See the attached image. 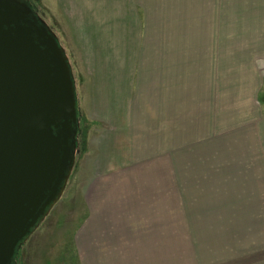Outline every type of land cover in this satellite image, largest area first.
<instances>
[{
	"label": "rangeland",
	"instance_id": "374dc122",
	"mask_svg": "<svg viewBox=\"0 0 264 264\" xmlns=\"http://www.w3.org/2000/svg\"><path fill=\"white\" fill-rule=\"evenodd\" d=\"M29 1L56 33L73 68L80 130L67 187L22 243L14 264H250L251 241L264 240V153L227 141L226 151L212 146L207 155L205 147L195 151L194 160L190 153L188 161L185 151L139 145L144 140H135L140 127H128L131 135L126 136L122 127L94 119L83 92L89 80L61 10L55 0ZM203 1L194 0L195 10ZM227 1L228 68L243 64V72H236L243 81L240 88L232 84L229 89L234 74L228 70V93L240 95L236 105L243 109L234 110L235 95L230 94L227 107L234 114L227 113V129L243 130L256 125L259 115L246 105L254 101L251 85L264 77V0ZM190 9L180 11V21ZM201 14L199 8L196 17ZM165 26L178 36L170 42L181 54L194 51L189 58L196 61V87L201 85L202 65L205 70L211 65L209 56L203 58V25ZM196 138L197 143L203 137Z\"/></svg>",
	"mask_w": 264,
	"mask_h": 264
},
{
	"label": "crops",
	"instance_id": "0c3cea01",
	"mask_svg": "<svg viewBox=\"0 0 264 264\" xmlns=\"http://www.w3.org/2000/svg\"><path fill=\"white\" fill-rule=\"evenodd\" d=\"M55 1L65 18L68 29L64 30L81 57L89 80L88 92H83L94 119L107 123L110 128L122 127L126 136L131 135L128 127H140L142 130L135 135V140L138 136H144V140L141 139L139 145L149 142L160 152L185 151L188 161H191L190 153L194 160L195 151L204 152L205 147L207 155L212 146L214 150L226 151L227 141L230 145L241 141L243 150L264 153V102L261 99L264 77L251 85L250 95L254 101L246 105L249 110L258 109L256 125L243 126V130L233 126L227 129V113L234 114L227 107L231 94L228 93V70L230 76L234 74L229 89L232 84L237 89L243 83L236 78L243 64L235 63L228 68L227 0H215L213 5L209 0L203 1L199 7L202 14L197 17L199 8L195 10L194 0ZM185 8L193 9L180 21L183 16L180 11ZM179 23L186 25L185 28L195 23L203 25V58L209 56L211 65L208 70L202 65L201 85L197 87L196 61L192 56L189 58V54L194 56V51L181 54L176 42L175 45L170 42L178 36L165 26ZM238 96L235 95L236 102L231 103L235 111L243 109V104L236 105ZM260 105H263L261 110ZM212 127L216 128L211 130ZM145 128L149 130L145 132ZM199 134L203 138L196 143ZM128 143L129 138H126ZM142 152L140 149L132 158L139 159ZM250 250V264H264V240L251 241Z\"/></svg>",
	"mask_w": 264,
	"mask_h": 264
},
{
	"label": "water",
	"instance_id": "95a60500",
	"mask_svg": "<svg viewBox=\"0 0 264 264\" xmlns=\"http://www.w3.org/2000/svg\"><path fill=\"white\" fill-rule=\"evenodd\" d=\"M69 58L24 0H0V264L64 193L78 151Z\"/></svg>",
	"mask_w": 264,
	"mask_h": 264
},
{
	"label": "flooded vegetation",
	"instance_id": "af4514ba",
	"mask_svg": "<svg viewBox=\"0 0 264 264\" xmlns=\"http://www.w3.org/2000/svg\"><path fill=\"white\" fill-rule=\"evenodd\" d=\"M24 1H26L28 4H29V0H24ZM30 5V4H29ZM30 7L32 8V10H33V13H34V15H36V17L39 19V20H43V21H45L46 23H47V21L45 20V18L36 10V8L34 7V6H32V5H30ZM48 24V23H47ZM71 68H72V66H71ZM72 73H73V77H74V80H75V76H74V72H73V68H72ZM75 84H76V82H75Z\"/></svg>",
	"mask_w": 264,
	"mask_h": 264
},
{
	"label": "trees",
	"instance_id": "16d2710c",
	"mask_svg": "<svg viewBox=\"0 0 264 264\" xmlns=\"http://www.w3.org/2000/svg\"><path fill=\"white\" fill-rule=\"evenodd\" d=\"M80 119H81V117H80ZM79 130H80V128H79ZM78 135H79V132H78Z\"/></svg>",
	"mask_w": 264,
	"mask_h": 264
}]
</instances>
